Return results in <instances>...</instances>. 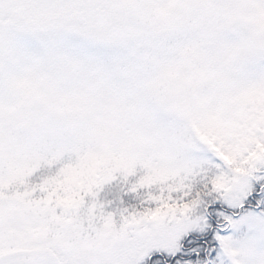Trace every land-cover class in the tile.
Wrapping results in <instances>:
<instances>
[{"label": "snow or ice", "instance_id": "snow-or-ice-1", "mask_svg": "<svg viewBox=\"0 0 264 264\" xmlns=\"http://www.w3.org/2000/svg\"><path fill=\"white\" fill-rule=\"evenodd\" d=\"M0 264H264V0H0Z\"/></svg>", "mask_w": 264, "mask_h": 264}]
</instances>
